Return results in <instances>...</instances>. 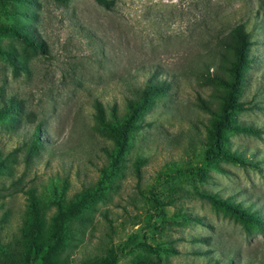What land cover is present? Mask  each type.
Listing matches in <instances>:
<instances>
[{"label":"rangeland","instance_id":"374dc122","mask_svg":"<svg viewBox=\"0 0 264 264\" xmlns=\"http://www.w3.org/2000/svg\"><path fill=\"white\" fill-rule=\"evenodd\" d=\"M0 27L43 45L0 35V264L54 243V264H264V0H0Z\"/></svg>","mask_w":264,"mask_h":264},{"label":"trees","instance_id":"16d2710c","mask_svg":"<svg viewBox=\"0 0 264 264\" xmlns=\"http://www.w3.org/2000/svg\"><path fill=\"white\" fill-rule=\"evenodd\" d=\"M99 6L105 8V9H111L114 6V0H94ZM0 35H11L17 39L22 40V42L32 48H35L37 50L43 51V45L40 43H35L25 36H22L16 29L9 28V27H0ZM231 36H232V43H231V53H232V62L230 63L229 72L232 77L231 84H227L226 82L219 80L220 84L227 86L228 93L224 101L223 106V116L220 118L218 122H216L215 127L217 129L216 135H219V132L222 129H230L231 128V112L235 111L237 108V105L235 103V93L240 86V79H241V70L244 67V65L247 62V52L248 48L250 46L249 41V35L245 31V28L243 24H236L231 29ZM155 88L146 85L143 90L142 95V102L140 103H133L132 101H128V107L130 110V116L127 122L125 123V126L120 130L119 134V143L120 148H123L126 140H127V133L134 129L135 127L132 125V122L137 118L139 112L147 106V99L149 97V94L154 92ZM97 110V116L100 121L103 120L102 110L97 104L96 106ZM7 111V110H3ZM1 111V113H3ZM41 143L40 137H39V130L36 132L35 139L33 141V147L39 146ZM205 158L208 159L211 156L220 157L223 159H229L236 163H240L238 161L237 157L233 154L227 152L225 149H223L220 145L216 144L214 146H210L207 148V150L204 153ZM235 214H238L242 219H246L247 217L243 213H238L234 211ZM55 235L58 237V231L56 230ZM54 243L53 245H49L45 250L42 247H38L34 245L32 249L28 252H24L20 255L14 256L11 258L6 264H54L51 260V256L55 247ZM147 250H154L152 247L147 245H142ZM95 264H117V257L115 260V257L108 256L103 261H100Z\"/></svg>","mask_w":264,"mask_h":264}]
</instances>
